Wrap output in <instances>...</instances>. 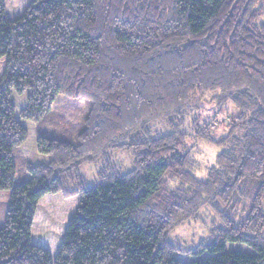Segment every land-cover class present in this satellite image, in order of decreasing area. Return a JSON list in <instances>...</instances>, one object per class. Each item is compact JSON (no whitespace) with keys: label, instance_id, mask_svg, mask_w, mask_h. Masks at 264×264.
Wrapping results in <instances>:
<instances>
[{"label":"trees","instance_id":"1","mask_svg":"<svg viewBox=\"0 0 264 264\" xmlns=\"http://www.w3.org/2000/svg\"><path fill=\"white\" fill-rule=\"evenodd\" d=\"M59 96L85 101L69 130L47 126ZM205 101L234 107L224 134ZM23 119L49 160L15 183ZM0 190V264H264V0H0ZM54 193L78 199L52 257L32 230ZM208 217L194 246L170 234Z\"/></svg>","mask_w":264,"mask_h":264},{"label":"rangeland","instance_id":"2","mask_svg":"<svg viewBox=\"0 0 264 264\" xmlns=\"http://www.w3.org/2000/svg\"><path fill=\"white\" fill-rule=\"evenodd\" d=\"M30 1L31 0H5L6 11L9 17L15 18L21 15ZM27 92V90L23 93L12 92L11 99L15 104L16 114H18L19 109L26 104ZM206 98L209 99L210 95H207ZM83 102H85L83 99L59 96L47 118V126L49 129L62 128L69 130L71 126H77L81 122L85 110L87 111ZM233 111L234 107L232 105L217 106L214 103L205 101L203 102V106L198 110V114L202 121L212 122L211 133L214 136H218L226 132L225 123L230 120V113ZM21 122L26 127L28 134L26 140L18 147V150L15 151V183L28 176L24 166L25 161L31 163H44L49 160L47 155L39 153L36 150L35 141L38 131L35 128V123L27 119H23ZM191 144L192 142H189V145ZM192 149L194 150L197 160L207 165L214 163L218 152L217 148L203 142L194 144ZM86 170L87 169H84V171ZM88 171H91V168L88 167ZM86 174L90 176L89 178H92L91 176L93 173ZM199 175H203V173L199 172ZM77 199L78 196L64 197L61 193H54L44 195L38 202L32 230V241L48 249L52 257H54L57 252L62 234L67 226L69 216L75 207ZM8 201V190H0V227L4 224ZM210 220V217H208L205 221L206 224L204 221L201 223L191 220L182 224V226L174 231L172 230L170 234L181 238L186 245L194 246L202 237L206 236L208 232L206 225L210 224ZM225 249L251 251L248 246L234 242H228ZM177 257L184 261L195 258V256L191 254H177Z\"/></svg>","mask_w":264,"mask_h":264}]
</instances>
